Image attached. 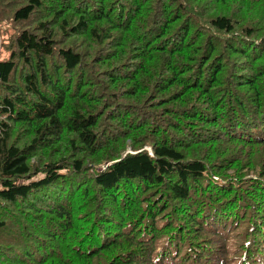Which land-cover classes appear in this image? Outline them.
I'll list each match as a JSON object with an SVG mask.
<instances>
[{
  "label": "trees",
  "instance_id": "1",
  "mask_svg": "<svg viewBox=\"0 0 264 264\" xmlns=\"http://www.w3.org/2000/svg\"><path fill=\"white\" fill-rule=\"evenodd\" d=\"M0 264H264V0H0Z\"/></svg>",
  "mask_w": 264,
  "mask_h": 264
},
{
  "label": "rangeland",
  "instance_id": "2",
  "mask_svg": "<svg viewBox=\"0 0 264 264\" xmlns=\"http://www.w3.org/2000/svg\"><path fill=\"white\" fill-rule=\"evenodd\" d=\"M5 26H6V23H3V24H2V27L4 28Z\"/></svg>",
  "mask_w": 264,
  "mask_h": 264
},
{
  "label": "bare ground",
  "instance_id": "3",
  "mask_svg": "<svg viewBox=\"0 0 264 264\" xmlns=\"http://www.w3.org/2000/svg\"><path fill=\"white\" fill-rule=\"evenodd\" d=\"M60 263V262H59Z\"/></svg>",
  "mask_w": 264,
  "mask_h": 264
}]
</instances>
